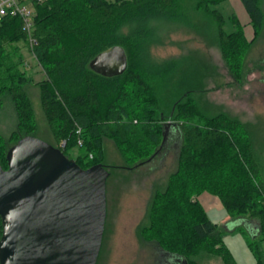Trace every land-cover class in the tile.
I'll use <instances>...</instances> for the list:
<instances>
[{
	"label": "trees",
	"instance_id": "obj_1",
	"mask_svg": "<svg viewBox=\"0 0 264 264\" xmlns=\"http://www.w3.org/2000/svg\"><path fill=\"white\" fill-rule=\"evenodd\" d=\"M190 1L186 7L215 23L218 45L234 72L231 50L235 46L244 53L249 48L239 20L232 14L225 21L214 8L224 0ZM22 2L34 9L32 47L20 15L7 13L0 19V97L11 100L17 119L9 137H0V164L7 166L5 155L12 144L36 130L24 87L32 77L20 49L11 46L20 40L45 72V78L35 84L52 136L49 143L69 157L70 149L78 148L73 159L83 168L102 163L109 171L106 185L114 168L150 166L164 146L166 122L170 120L169 127L175 125L180 133L178 168L151 197L148 224L141 227V233L143 237L150 231L156 234L145 239L187 264H196L194 256L201 251L218 256L221 264H237L222 242V231L197 199L208 191L219 197L229 217L225 223L235 222L233 230H244L239 223L242 220L254 225L247 244L255 264H264V178L248 126L223 112L202 113L190 95L191 79L183 73L172 94V110H163L153 94L150 82L169 81L179 61L156 59L151 47L162 43L163 34L171 28L182 24L198 27L180 0ZM240 2L254 29L260 30L264 21L260 0ZM115 45L123 47L126 54L122 73L102 75L90 68L91 59ZM196 111L202 115L198 117ZM76 125L81 127L79 136ZM78 137L81 145H77ZM103 137L114 138L124 164L103 162ZM62 140L64 146H60Z\"/></svg>",
	"mask_w": 264,
	"mask_h": 264
},
{
	"label": "rangeland",
	"instance_id": "obj_2",
	"mask_svg": "<svg viewBox=\"0 0 264 264\" xmlns=\"http://www.w3.org/2000/svg\"><path fill=\"white\" fill-rule=\"evenodd\" d=\"M180 3L185 7L189 18L197 22L198 27L182 24L180 27L171 28L163 34L162 43L151 47L152 57L175 58L179 61L175 76L169 81L150 82L156 101L163 110H172L175 98L172 94L176 90L175 86L178 87L181 82L178 78H182V73L185 74V77L191 79V84H188L189 89L191 88L190 95L194 102L198 103L202 113L212 115L223 112L248 126L264 178V21L262 28L255 30L240 0H224L214 6L225 21H228L232 14L236 16L249 43V48L244 53L235 46L231 50L230 65L234 68V72H231L218 45L215 23L202 12H195L186 7L191 4L190 0H180ZM28 7L34 12L30 5ZM260 7L264 13V0H260ZM11 46L20 49L24 67L32 77L24 87L31 101L36 125L33 134L51 142L52 136L40 103L39 87L35 84L45 78L44 69L29 48L24 46V42H12ZM182 89L184 91V87ZM196 114L198 117L202 115L198 111ZM16 122L14 105L7 96H1L0 137L6 140L16 128ZM166 123L164 146L162 149V145L159 146L161 151L150 166L132 170L114 168L108 179L106 220L96 264H176L170 254L161 251L155 242L144 238L152 237L156 233L150 231L145 233L144 237L141 233V227L148 224L147 212L154 191L165 186L169 174L175 171L179 164L177 157L180 133L175 125L169 127L170 120ZM102 145L104 163L124 164L114 138L103 137ZM77 152L78 148H71L69 154L75 158ZM197 199L207 217L222 231V242L236 263L255 264V257L247 244L251 230L243 223L240 224L244 230H233L235 222L225 223L229 217L217 195L203 191ZM194 259L196 264H221L218 256L204 251L197 253Z\"/></svg>",
	"mask_w": 264,
	"mask_h": 264
},
{
	"label": "water",
	"instance_id": "obj_3",
	"mask_svg": "<svg viewBox=\"0 0 264 264\" xmlns=\"http://www.w3.org/2000/svg\"><path fill=\"white\" fill-rule=\"evenodd\" d=\"M126 65L120 45L89 62L102 75L120 74ZM5 159L7 166L0 164V264H96L106 220L105 166L83 168L31 134L12 144ZM239 223L255 230L249 220Z\"/></svg>",
	"mask_w": 264,
	"mask_h": 264
},
{
	"label": "built area",
	"instance_id": "obj_4",
	"mask_svg": "<svg viewBox=\"0 0 264 264\" xmlns=\"http://www.w3.org/2000/svg\"><path fill=\"white\" fill-rule=\"evenodd\" d=\"M7 13L18 14L22 18L23 29L27 32V39L29 46L32 47L34 40L31 36L32 16L33 11L28 7V4L22 2V0H0V19ZM81 127L76 125L75 134L80 135ZM82 140L80 137L77 139V145H81ZM65 140L60 142V146H64Z\"/></svg>",
	"mask_w": 264,
	"mask_h": 264
},
{
	"label": "flooded vegetation",
	"instance_id": "obj_5",
	"mask_svg": "<svg viewBox=\"0 0 264 264\" xmlns=\"http://www.w3.org/2000/svg\"><path fill=\"white\" fill-rule=\"evenodd\" d=\"M176 264H179L178 262H175Z\"/></svg>",
	"mask_w": 264,
	"mask_h": 264
},
{
	"label": "crops",
	"instance_id": "obj_6",
	"mask_svg": "<svg viewBox=\"0 0 264 264\" xmlns=\"http://www.w3.org/2000/svg\"><path fill=\"white\" fill-rule=\"evenodd\" d=\"M226 221H227V219H226Z\"/></svg>",
	"mask_w": 264,
	"mask_h": 264
}]
</instances>
